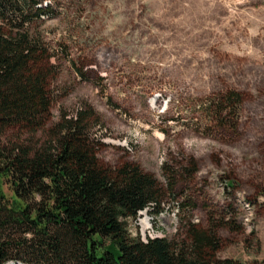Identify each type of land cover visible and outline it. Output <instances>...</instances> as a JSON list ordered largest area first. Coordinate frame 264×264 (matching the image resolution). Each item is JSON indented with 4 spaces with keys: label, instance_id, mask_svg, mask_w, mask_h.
Returning a JSON list of instances; mask_svg holds the SVG:
<instances>
[{
    "label": "rangeland",
    "instance_id": "374dc122",
    "mask_svg": "<svg viewBox=\"0 0 264 264\" xmlns=\"http://www.w3.org/2000/svg\"><path fill=\"white\" fill-rule=\"evenodd\" d=\"M43 4L50 15L41 21L68 39L86 71L67 62L56 112L88 100L104 119L96 131L106 163L134 161L168 187L176 183L159 215L147 208L130 219L132 233L174 236L185 201L184 215L225 222L221 257L263 259L264 0ZM231 89L243 92L238 126L212 122L206 102Z\"/></svg>",
    "mask_w": 264,
    "mask_h": 264
},
{
    "label": "trees",
    "instance_id": "16d2710c",
    "mask_svg": "<svg viewBox=\"0 0 264 264\" xmlns=\"http://www.w3.org/2000/svg\"><path fill=\"white\" fill-rule=\"evenodd\" d=\"M49 11L43 0H0V264H237L219 255L225 222L184 215L185 201L174 236L132 233L130 219L159 215L176 183L134 161L106 163L104 119L88 100L56 112L67 62L86 71L41 21ZM242 101L238 89L216 93L204 113L238 126Z\"/></svg>",
    "mask_w": 264,
    "mask_h": 264
},
{
    "label": "bare ground",
    "instance_id": "6f19581e",
    "mask_svg": "<svg viewBox=\"0 0 264 264\" xmlns=\"http://www.w3.org/2000/svg\"><path fill=\"white\" fill-rule=\"evenodd\" d=\"M143 222L145 223L146 226L149 225V220H148V218L143 219Z\"/></svg>",
    "mask_w": 264,
    "mask_h": 264
}]
</instances>
